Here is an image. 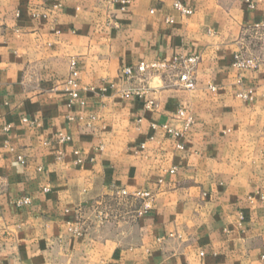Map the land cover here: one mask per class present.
Masks as SVG:
<instances>
[{
    "label": "crops",
    "instance_id": "0c3cea01",
    "mask_svg": "<svg viewBox=\"0 0 264 264\" xmlns=\"http://www.w3.org/2000/svg\"><path fill=\"white\" fill-rule=\"evenodd\" d=\"M256 25L264 0H0V264H264ZM237 53L256 68H234ZM175 57L197 58L193 89L175 72L119 78ZM137 192L152 195L141 215Z\"/></svg>",
    "mask_w": 264,
    "mask_h": 264
},
{
    "label": "built area",
    "instance_id": "2783aa9c",
    "mask_svg": "<svg viewBox=\"0 0 264 264\" xmlns=\"http://www.w3.org/2000/svg\"><path fill=\"white\" fill-rule=\"evenodd\" d=\"M173 8L178 11L181 15L188 16L193 13L192 9L186 7L185 5L175 2L173 4ZM169 24L173 23L171 18L166 19ZM256 28L264 29V25H256ZM197 58L196 57H189V58H178L175 57L171 61H151L145 62L140 61L137 62L135 65L125 66L121 68L119 73V78L122 82L127 83L134 78H145L148 75L153 74H161L164 72H175L178 76L179 82L185 89L191 90L195 86L194 79L192 77V72L196 65ZM232 66L238 70H249L255 69L257 66V62L255 59L246 58L241 53H237L234 56ZM69 72L68 76L63 83V91L67 94L70 98V101L73 102L78 98L79 95V67L78 63L75 59H70L68 64ZM212 90L213 87L210 86ZM132 95H140V91L135 89H129L123 93V97L128 98ZM237 98L244 102H253L256 97V90L255 88H244L238 91ZM261 97L264 99V90L261 92ZM152 105V103H149ZM185 111L179 109L178 116L182 119H185ZM24 123H28V120L23 119ZM184 129L187 130L193 123V119L188 117L184 120ZM165 133L171 137L172 139H179L182 136L180 131L170 128L169 126L162 127ZM178 149H181L182 146L177 144L176 146ZM118 194L121 197H128L129 194L125 190H120ZM134 197L143 198L145 199V204L143 205V209L139 212L141 215L143 212L149 209L150 201L152 199V195L149 192H137L133 194ZM29 204V199L26 197L20 198L16 201V206L22 207ZM72 234L76 237H80L82 232L78 228L72 229ZM203 255V254H200ZM260 260L264 263V251L260 255Z\"/></svg>",
    "mask_w": 264,
    "mask_h": 264
}]
</instances>
